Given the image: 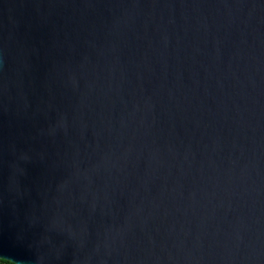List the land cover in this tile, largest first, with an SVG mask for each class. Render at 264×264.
I'll return each instance as SVG.
<instances>
[{
  "label": "water",
  "instance_id": "obj_1",
  "mask_svg": "<svg viewBox=\"0 0 264 264\" xmlns=\"http://www.w3.org/2000/svg\"><path fill=\"white\" fill-rule=\"evenodd\" d=\"M0 258L264 264V0H0Z\"/></svg>",
  "mask_w": 264,
  "mask_h": 264
},
{
  "label": "trees",
  "instance_id": "obj_2",
  "mask_svg": "<svg viewBox=\"0 0 264 264\" xmlns=\"http://www.w3.org/2000/svg\"><path fill=\"white\" fill-rule=\"evenodd\" d=\"M0 264H15V263H13V262H11V261H8V260H5V259H1V258H0Z\"/></svg>",
  "mask_w": 264,
  "mask_h": 264
}]
</instances>
